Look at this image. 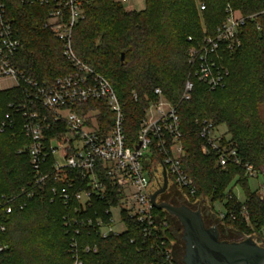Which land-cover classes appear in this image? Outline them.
Instances as JSON below:
<instances>
[{"label":"trees","instance_id":"obj_1","mask_svg":"<svg viewBox=\"0 0 264 264\" xmlns=\"http://www.w3.org/2000/svg\"><path fill=\"white\" fill-rule=\"evenodd\" d=\"M3 1L24 48L15 57L16 66L38 82L69 73L71 67L61 55V43L43 26L45 8L18 0ZM80 1L83 18L74 28L73 47L114 87L122 103L127 144L134 142L144 110L155 100L154 88L159 87L180 118L181 165L193 180V198L203 193L213 203L222 201V221L227 220L241 234L261 236L264 197L248 187L245 165H252L262 175L264 189V121L260 115V108L264 109V0H146L141 11L126 10L117 0ZM227 5L246 19L239 29L240 46L221 53L228 70L224 83L210 90L193 75L187 53L205 35L215 32L226 16ZM187 80L193 82V89L185 99ZM132 91L137 93L136 100ZM21 98L18 87L0 89V196L16 195L34 176L28 154L18 152L29 144L22 130L23 119L9 106ZM91 106L99 108L102 128H109L113 114L105 103L97 101ZM203 119L227 126L238 164L220 168L215 152L202 154L197 121ZM234 180L244 188L243 202L231 190L226 192ZM53 184L55 181L49 179L34 190L23 208L15 206L2 218L5 229L0 231V264H72L68 251L71 234L63 223L69 211L58 199L50 200ZM117 198L114 193L109 201H94L88 216H93L94 208L102 216L110 204H117ZM18 199L23 201L24 196ZM155 212L166 215L170 223L167 212ZM122 217L126 230L105 238L81 228L76 235L78 244L97 247V252L81 255L82 264H173L159 256L133 219L124 213ZM164 233L169 248L173 231Z\"/></svg>","mask_w":264,"mask_h":264},{"label":"built area","instance_id":"obj_2","mask_svg":"<svg viewBox=\"0 0 264 264\" xmlns=\"http://www.w3.org/2000/svg\"><path fill=\"white\" fill-rule=\"evenodd\" d=\"M23 5L45 8L43 26L61 43V55L71 67L69 73L59 75L50 82H38L26 76L15 64L16 55L23 44L14 33L12 20L5 2L0 0V80L11 82L8 88L21 89L22 98L11 103V112L23 119V134L29 144L18 152H26L33 179L11 196H0V231L5 226L2 218L15 206L23 208L34 190L41 189L49 179L53 199H58L69 211L63 216L67 232L71 234L68 251L72 264H82L81 255L97 252L92 245L80 246L76 235L82 227L105 238L126 230L122 213L133 219L140 231L155 248L159 256L170 263L183 264L174 259L169 238L166 215L156 213L151 195L163 183L166 171L168 186L173 184L187 197L195 196V186L183 170L182 132L175 106L168 101L159 87L154 88L155 100L148 103L132 144H127L123 130L122 103L109 80L85 63L73 47V32L83 18L80 0H18ZM125 2L128 0H117ZM201 9L204 6H200ZM226 16L211 35H205L199 45L192 46L187 61L196 79L214 90L224 83L228 70L221 53L240 46L239 29L246 17L226 6ZM193 82L184 84L183 97L188 99ZM137 99V93L132 91ZM103 101L113 114L111 126L102 128L100 110L91 104ZM91 106V107H89ZM8 117V115H7ZM198 122L203 140L204 154H216V166L225 168L238 164L236 147L225 134L218 131L210 120ZM5 123H2L4 126ZM135 145H139L137 149ZM249 176L258 174L252 165H245ZM117 196V204H110L101 216L94 208L93 216L87 210L94 201ZM24 196L23 201L19 197ZM159 201V199H157ZM113 209L118 210L117 219ZM164 211V210H159ZM166 212V211H165ZM106 217V218H105ZM124 229L119 231L115 224ZM3 248L0 246V251Z\"/></svg>","mask_w":264,"mask_h":264},{"label":"water","instance_id":"obj_3","mask_svg":"<svg viewBox=\"0 0 264 264\" xmlns=\"http://www.w3.org/2000/svg\"><path fill=\"white\" fill-rule=\"evenodd\" d=\"M124 54L121 53V61ZM139 145H135L137 149ZM163 183L151 195L154 207L176 217L182 226L181 238L184 241L183 264H264V246L251 236L240 241L220 238L216 226H206L200 209L186 205H173L158 201V196L168 187L166 171L162 170Z\"/></svg>","mask_w":264,"mask_h":264},{"label":"rangeland","instance_id":"obj_4","mask_svg":"<svg viewBox=\"0 0 264 264\" xmlns=\"http://www.w3.org/2000/svg\"><path fill=\"white\" fill-rule=\"evenodd\" d=\"M122 6L126 10H134V11H141L145 9L146 7V0H128L120 2ZM202 21V20H201ZM24 50V48H23ZM11 85V82L9 80L3 79L0 80V89L8 88ZM260 115L264 121V109L260 108ZM217 129L219 132L226 135L227 138H229V134L227 131V126L225 124H218ZM202 154H204L202 152ZM247 177V185L251 190H256L258 195L260 197H264V189L262 188V175L257 174L254 176H249L248 174H245ZM229 190L232 191V193L235 195V197L243 202L245 200V192L243 186L236 182L235 180L231 182L229 187L227 188L226 192ZM165 199H169L173 205H186L189 206L192 209H200L202 212V217L204 220V223L206 226H216L220 232V238L228 241H240L244 239L247 236L253 237V239L261 246H264V227L262 228L261 232L262 235L253 234V235H245L241 234L240 232L236 231L234 228L230 227L228 225L227 220H221V216L223 214V202H216L213 203L212 200L205 197L203 193H200L195 198L187 197L184 191H178L174 187L170 186L167 187V192L160 196ZM159 199V198H158ZM113 218L117 219L118 217V210L113 209ZM170 215V214H169ZM246 221H248V218L245 217ZM115 228L119 231H122L124 227L117 223L114 225ZM181 228V229H180ZM170 229L172 231L180 232L182 233V226L179 224L176 217L170 215ZM173 243V240H170V244ZM176 247V246H174ZM184 247V246H183ZM180 258L183 256V249L180 251ZM179 258V257H177Z\"/></svg>","mask_w":264,"mask_h":264},{"label":"flooded vegetation","instance_id":"obj_5","mask_svg":"<svg viewBox=\"0 0 264 264\" xmlns=\"http://www.w3.org/2000/svg\"><path fill=\"white\" fill-rule=\"evenodd\" d=\"M170 186H172L175 189H177L178 191H180L175 185L171 184L168 187H170ZM166 192H167V189L162 194H160L158 196L159 201L168 202V203L172 204V202L169 199H165V198L160 197V196H163ZM181 235H182V233L173 231V238H172V240H173L172 244L173 245H171V249H172V253H173L174 259L177 262H179V263L182 262V257H183L182 256L180 258V256H179L180 255V251H182V249H183V253H184V247H183L184 246V241L182 240ZM174 246H176V247H174ZM177 257H179V258H177Z\"/></svg>","mask_w":264,"mask_h":264}]
</instances>
